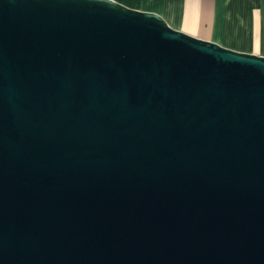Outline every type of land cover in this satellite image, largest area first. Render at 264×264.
I'll use <instances>...</instances> for the list:
<instances>
[{"label":"water","instance_id":"obj_1","mask_svg":"<svg viewBox=\"0 0 264 264\" xmlns=\"http://www.w3.org/2000/svg\"><path fill=\"white\" fill-rule=\"evenodd\" d=\"M0 264H264V57L0 0Z\"/></svg>","mask_w":264,"mask_h":264},{"label":"crops","instance_id":"obj_2","mask_svg":"<svg viewBox=\"0 0 264 264\" xmlns=\"http://www.w3.org/2000/svg\"><path fill=\"white\" fill-rule=\"evenodd\" d=\"M160 16L177 31L264 57V0H113Z\"/></svg>","mask_w":264,"mask_h":264}]
</instances>
